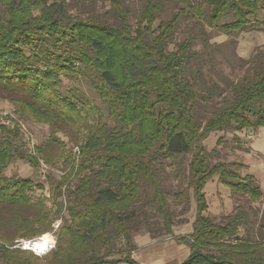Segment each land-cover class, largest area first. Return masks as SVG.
<instances>
[{"label": "trees", "instance_id": "obj_1", "mask_svg": "<svg viewBox=\"0 0 264 264\" xmlns=\"http://www.w3.org/2000/svg\"><path fill=\"white\" fill-rule=\"evenodd\" d=\"M108 3L103 12L82 17L71 13L67 0H0V100L18 118L51 129L47 140L26 152L21 130L0 124V226H12L9 235H0V259L140 264L131 256L133 236L141 227L152 236L171 235L174 224L159 167L166 159L189 157L182 177L192 190L195 217L192 232L177 238L189 248L179 264H264V218L255 229L257 214L237 205L214 221L204 192L216 176L234 195L264 202V182L242 176L245 165L238 161L212 163L216 151L202 143L213 132L255 134L264 126V44L237 58L242 70L235 80L217 77L225 89L209 79L214 66L205 50L207 29L229 36L264 32V0H142L133 22L122 0ZM183 19H191L192 28L177 41ZM197 39L204 51L193 49ZM235 41L226 44L235 47ZM64 78L73 84L64 87ZM214 96L217 102L203 118V104ZM232 139L238 144L236 134ZM217 142L227 144L222 137ZM13 159L33 169L40 161L59 166V173L48 169L44 175L51 198L33 202L30 192L43 184L5 174ZM57 219L49 252L38 256L15 247L18 238L53 230Z\"/></svg>", "mask_w": 264, "mask_h": 264}, {"label": "rangeland", "instance_id": "obj_2", "mask_svg": "<svg viewBox=\"0 0 264 264\" xmlns=\"http://www.w3.org/2000/svg\"><path fill=\"white\" fill-rule=\"evenodd\" d=\"M69 2V8L72 14L85 17L91 13H101L109 7L108 0H67ZM142 0H122V2L131 10L130 21L133 22L132 18L140 7ZM168 13L170 11H167ZM192 20L183 19L178 27L176 40H182L188 34L189 29L192 28ZM157 24V22H156ZM155 24V25H156ZM209 35L210 46L205 50L211 57L213 62V73H208L211 81L217 82L222 89H225V84L219 83L217 77L221 74L224 78L234 79L241 73L240 62L238 61V38L241 33L237 36H229L225 34L214 33L207 29ZM191 32L196 33V29H192ZM236 40L235 47L231 44H226L231 40ZM217 45H221L217 47ZM170 50L174 49L173 44L169 46ZM193 49L196 51H204L202 43L199 39L194 42ZM227 50L228 53H224ZM248 57V56H247ZM245 57V58H247ZM209 63L207 62L206 65ZM208 66H204L206 69ZM216 73V75H214ZM208 78V77H207ZM209 79H206L209 81ZM64 87H69L73 84L72 81L63 79ZM88 94V96L95 100L96 104L101 106L100 99L94 93V91L83 85L82 87ZM215 100V101H214ZM217 102V97H213V102L203 104V110L201 112L203 118L209 116V111L212 110L213 105ZM9 120L10 123H6ZM0 124L7 128H13L17 126L26 142L25 151L30 152L34 144H40L47 140L51 135V129L46 124L36 123L29 119H20L13 113L12 105L6 100H0ZM261 135L252 133L249 130H242L241 132L223 131L210 133L202 143L208 150L215 149L216 156H211V162L214 163L218 160L221 161H238L245 165L244 168L239 170V173L243 175H252L256 178L258 184L263 186L264 182V130ZM239 139L237 144L232 139L233 135ZM57 135L66 141V137L57 133ZM2 134L0 133V139ZM222 137L226 141V145L217 144V140ZM74 150V148H73ZM49 151L54 154L55 149L49 148ZM189 157L181 159H166L159 167L160 179L162 185L166 188L170 195H168L169 208L172 210L174 224L172 225V234H161V235H150L146 232L144 227L133 236V244L135 246L131 256L137 262L142 264H179L189 254V248L187 245L179 242L177 238L187 237L192 232V226L195 217V202L192 198V190L186 188V180L183 179L182 175L186 173V164ZM59 167V166H58ZM58 167H51L40 161V166L37 169L31 168L27 163L23 161L13 159L5 170L7 176L17 175L23 177L32 178L34 184H43L42 189L33 188L30 192L33 202L39 197L51 198L50 185L44 181V175L46 170L50 169L54 174L59 173ZM182 168V169H180ZM181 172L176 175V172ZM178 190H183V197H176L174 195ZM205 198L207 201V214L214 220L219 221L223 216L233 212L237 205H241L245 210L252 216V212L257 214L258 222L254 225L257 229L260 224L263 223L264 218V202L259 201L253 203L247 199V197H239L234 195L231 191L223 186L216 176L208 181L204 188ZM45 204L51 207L52 210H56L57 205L51 201L46 200ZM64 210V208H63ZM62 210V212H64ZM61 220L57 219L53 226V230L42 234L41 236H51L55 241V231L58 228ZM12 226L6 222L3 226H0V235L6 237L9 235V230ZM264 232V230H263ZM40 236V237H41ZM18 238L16 240H20ZM15 240V241H16ZM125 247L124 243L117 245V249L120 251ZM34 254V252H33ZM0 264H6L0 259Z\"/></svg>", "mask_w": 264, "mask_h": 264}, {"label": "crops", "instance_id": "obj_3", "mask_svg": "<svg viewBox=\"0 0 264 264\" xmlns=\"http://www.w3.org/2000/svg\"><path fill=\"white\" fill-rule=\"evenodd\" d=\"M264 44V32L263 31H249L241 33L238 38V55L240 57H247L251 54L253 49L257 46ZM264 130V126L259 128L257 135H261ZM139 263V262H138ZM116 264H127V263H116ZM142 264V263H140Z\"/></svg>", "mask_w": 264, "mask_h": 264}, {"label": "built area", "instance_id": "obj_4", "mask_svg": "<svg viewBox=\"0 0 264 264\" xmlns=\"http://www.w3.org/2000/svg\"><path fill=\"white\" fill-rule=\"evenodd\" d=\"M6 123L7 124L10 123V121L7 120ZM37 241L43 242L41 248H38L35 245ZM54 245H55V241L54 239L51 238V236H46L45 239L43 236L41 237L39 236L37 238H33L29 240L20 239L15 241V247L31 250L32 252H34V254L38 256H42L47 252H49L51 249L54 248Z\"/></svg>", "mask_w": 264, "mask_h": 264}, {"label": "bare ground", "instance_id": "obj_5", "mask_svg": "<svg viewBox=\"0 0 264 264\" xmlns=\"http://www.w3.org/2000/svg\"><path fill=\"white\" fill-rule=\"evenodd\" d=\"M43 237H44V239L46 238V236H43ZM42 243H43V242H41V241H37V242L35 243V245H36L38 248H41Z\"/></svg>", "mask_w": 264, "mask_h": 264}]
</instances>
